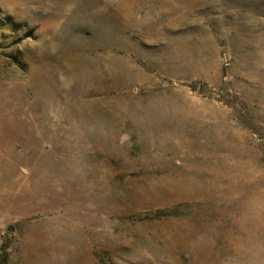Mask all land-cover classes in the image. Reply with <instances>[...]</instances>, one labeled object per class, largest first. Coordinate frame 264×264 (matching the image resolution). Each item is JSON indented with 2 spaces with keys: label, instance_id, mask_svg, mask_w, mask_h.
<instances>
[{
  "label": "rangeland",
  "instance_id": "374dc122",
  "mask_svg": "<svg viewBox=\"0 0 264 264\" xmlns=\"http://www.w3.org/2000/svg\"><path fill=\"white\" fill-rule=\"evenodd\" d=\"M0 264H264V0H0Z\"/></svg>",
  "mask_w": 264,
  "mask_h": 264
},
{
  "label": "water",
  "instance_id": "95a60500",
  "mask_svg": "<svg viewBox=\"0 0 264 264\" xmlns=\"http://www.w3.org/2000/svg\"><path fill=\"white\" fill-rule=\"evenodd\" d=\"M8 230H9V231H13V227L10 226V227L8 228Z\"/></svg>",
  "mask_w": 264,
  "mask_h": 264
}]
</instances>
